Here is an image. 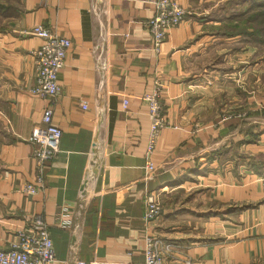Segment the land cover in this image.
I'll return each mask as SVG.
<instances>
[{
    "label": "crops",
    "instance_id": "0c3cea01",
    "mask_svg": "<svg viewBox=\"0 0 264 264\" xmlns=\"http://www.w3.org/2000/svg\"><path fill=\"white\" fill-rule=\"evenodd\" d=\"M154 1L0 0V250L40 214L47 264L142 262L144 197L156 192L149 231L168 245L166 264H263L264 174L251 162L264 157V0H176L187 13L158 51ZM240 11L260 15L244 24ZM38 24L70 46L52 107L59 151L28 194L29 137L49 103L31 92ZM237 24L258 31L236 34ZM157 79L169 126L149 170L142 97Z\"/></svg>",
    "mask_w": 264,
    "mask_h": 264
},
{
    "label": "built area",
    "instance_id": "2783aa9c",
    "mask_svg": "<svg viewBox=\"0 0 264 264\" xmlns=\"http://www.w3.org/2000/svg\"><path fill=\"white\" fill-rule=\"evenodd\" d=\"M154 8V15L147 21V29L151 35L153 47L158 51L169 30L183 22L187 11L176 0H155ZM30 33L42 40L40 45L31 51L35 68L31 92L35 96L49 101L41 115L42 126L36 127L29 137V140L35 144L32 151L35 174L21 187L23 192L35 194L43 187L45 162L55 157L59 151L58 143L61 130L52 122V107L60 92L57 74L64 66L70 41L64 36L51 32L41 24L33 26ZM163 88V83L157 79L152 91L142 97L147 104V115L150 121L145 151L146 157L149 158L147 162L149 170L153 169L150 156L154 151L157 138L160 132L169 126L164 116ZM80 105L82 108L86 107L84 103ZM126 105L127 99H123V106ZM160 213V196L156 192L146 193L142 211V218L147 227L143 236V261L136 264H166L165 255L168 245L163 244L149 231L150 226ZM16 238V243H13L10 249L0 250V264H47L53 260L52 240L42 215H34L27 228L17 231ZM77 264L85 263L79 261ZM185 264L199 263L186 261Z\"/></svg>",
    "mask_w": 264,
    "mask_h": 264
},
{
    "label": "trees",
    "instance_id": "16d2710c",
    "mask_svg": "<svg viewBox=\"0 0 264 264\" xmlns=\"http://www.w3.org/2000/svg\"><path fill=\"white\" fill-rule=\"evenodd\" d=\"M237 17L239 18V21L241 23H248V22H254L255 19H257L260 15L259 12L256 13H251L248 14L247 16L245 15V12L240 11L239 13H236ZM258 31L257 27H252L251 32L247 33L246 32V28L245 26H240L239 24L236 25L235 27V32L236 34H241V35H245V34H251V35H255ZM264 157H259L258 159H253V161L251 162V167L254 170V172H256L257 174H264Z\"/></svg>",
    "mask_w": 264,
    "mask_h": 264
},
{
    "label": "rangeland",
    "instance_id": "374dc122",
    "mask_svg": "<svg viewBox=\"0 0 264 264\" xmlns=\"http://www.w3.org/2000/svg\"><path fill=\"white\" fill-rule=\"evenodd\" d=\"M256 264V263H255ZM257 264H261L260 262H258ZM263 264H264V261H263Z\"/></svg>",
    "mask_w": 264,
    "mask_h": 264
}]
</instances>
